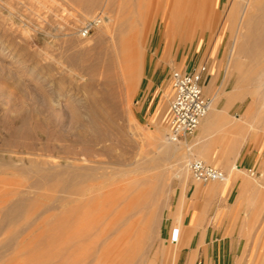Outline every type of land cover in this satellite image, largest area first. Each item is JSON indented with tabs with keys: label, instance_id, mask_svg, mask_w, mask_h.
<instances>
[{
	"label": "rangeland",
	"instance_id": "374dc122",
	"mask_svg": "<svg viewBox=\"0 0 264 264\" xmlns=\"http://www.w3.org/2000/svg\"><path fill=\"white\" fill-rule=\"evenodd\" d=\"M232 3L246 0H98L88 7L84 0H0V264H175L179 230L169 217L176 187L194 180L188 163L204 159L180 140L162 154L165 161H154L158 141L167 138L171 71L206 63L220 80L216 98L243 74L239 96L255 139L264 136V76L256 78L264 48L236 55L232 34L241 11L230 10ZM105 15L121 22L117 37H136L134 81L110 54L119 41L106 36L98 44L96 25L80 34ZM177 154L186 156L180 162ZM75 172L90 179L68 194L54 177ZM119 185L143 196L125 218L135 220L132 230L125 220L113 223L114 212L97 217L100 194ZM151 214L155 228L146 223ZM237 261L264 264V256Z\"/></svg>",
	"mask_w": 264,
	"mask_h": 264
},
{
	"label": "crops",
	"instance_id": "0c3cea01",
	"mask_svg": "<svg viewBox=\"0 0 264 264\" xmlns=\"http://www.w3.org/2000/svg\"><path fill=\"white\" fill-rule=\"evenodd\" d=\"M219 85L211 73L203 75L202 91L214 104L187 142L226 180L190 178L176 187L169 217L179 230L175 264H240L243 255L264 256V136L255 139L244 96L225 87L216 98Z\"/></svg>",
	"mask_w": 264,
	"mask_h": 264
},
{
	"label": "bare ground",
	"instance_id": "6f19581e",
	"mask_svg": "<svg viewBox=\"0 0 264 264\" xmlns=\"http://www.w3.org/2000/svg\"><path fill=\"white\" fill-rule=\"evenodd\" d=\"M98 0H84V4L88 7V6H94L97 3ZM235 3V2H234ZM81 4V3H79ZM230 10H234L239 9L241 11L240 13V18H238V23H237V27L233 30V41L232 44L234 43V45L236 46V55L240 56L239 54H243L246 57H253L255 56L257 53H260V51L264 48V0H246V4L238 6L237 4H230ZM233 13V12H232ZM237 13V12H235ZM190 16V15H189ZM99 18V21H97V19ZM195 19V18H194ZM92 20L96 21V26L99 28L100 30V35H99V39H98V44H103L106 41V36H109L111 38V41L117 40L119 41V45H112L113 46V51L111 54V56H113V58H117L119 59V64L122 67L123 70V74L128 76L129 79H131V81H134V79L136 78V73H137V66H134L135 64V58L137 57V52L132 51V48L134 47L135 44H132L135 40L136 37H133L132 34H130L131 36H120L117 37V34H113L115 29L117 28V26L121 27V22H117L115 21V19L113 17H110L108 15L105 16H101V17H95L92 18ZM232 21V20H231ZM199 23V22H198ZM231 24V22H228ZM190 25V24H189ZM235 26V25H234ZM169 23L166 26V29L168 31L169 28ZM172 28V27H171ZM122 29L119 28V32ZM117 31V30H116ZM127 31V30H126ZM118 33V32H117ZM124 33V32H123ZM127 33V32H126ZM138 33V32H137ZM125 34V33H124ZM137 36V35H136ZM108 38V37H107ZM186 38V37H185ZM140 40V39H139ZM110 42V40H109ZM106 44V43H105ZM212 46V45H211ZM217 46V45H216ZM137 47V46H136ZM216 49V48H215ZM111 50V49H110ZM230 53V52H229ZM108 56V55H107ZM106 56V57H107ZM98 57V56H97ZM232 57V56H231ZM230 58V57H229ZM235 58V55H234ZM237 58V57H236ZM98 59V58H97ZM96 59V60H97ZM112 62V61H111ZM236 62V61H233ZM108 63V62H107ZM126 64V65H125ZM104 68V67H103ZM107 70V69H106ZM241 74V73H240ZM264 76V72L263 73H259L258 76H256V78H261ZM264 78V77H263ZM242 80L244 81V76L242 74V79L237 83V85L232 89L235 90V93L240 94V90H242V88L244 87V82L242 83ZM260 80V79H259ZM262 85H264V83H262ZM67 100V99H66ZM51 102V101H50ZM213 102V101H212ZM214 103H212L210 109L208 110V112L206 113L205 116H207L209 114V112L212 110V106ZM89 107V106H88ZM50 108V107H49ZM94 112V111H91ZM84 115V114H83ZM204 116V117H205ZM201 122V121H200ZM96 125V124H95ZM86 126V125H85ZM201 126V124H200ZM83 127V126H82ZM20 129V128H19ZM84 133V132H83ZM157 141V140H156ZM179 142V141H177ZM177 142L176 141H171L168 136L167 138H164L163 140L160 139L158 141V150L160 151V156H156L154 158V161H165V155L166 153H168L171 150L174 149H178L179 147H177ZM171 143L174 144L175 148L172 147ZM205 145V143H204ZM193 151L190 152V154ZM163 154V155H162ZM158 155V154H156ZM176 155V154H175ZM178 155V154H177ZM168 156V155H167ZM186 156V154L184 155H178V159L177 160H182L183 158ZM170 158V156H169ZM167 159V158H166ZM188 159V158H187ZM180 160V162H181ZM158 161V162H159ZM162 163V162H161ZM168 163V162H167ZM166 163V165H167ZM158 164V163H157ZM169 164V163H168ZM112 165V164H111ZM150 165V164H149ZM156 165V164H155ZM75 166V165H74ZM142 165L141 163H139L138 165H136L137 168H141ZM180 166V165H179ZM182 166V164H181ZM180 166V167H181ZM91 167V166H90ZM92 167H96L95 165ZM91 167V169H92ZM112 167V166H111ZM148 167V166H146ZM69 168V167H68ZM71 168H75V167H71ZM100 168V167H99ZM114 168V167H113ZM120 169V171H125L120 167H117ZM143 168V167H142ZM185 168V166H184ZM183 168V169H184ZM78 168L77 171H79ZM84 169V168H83ZM81 169V170H83ZM98 169V167H97ZM116 169V168H115ZM85 170V169H84ZM113 170V169H112ZM118 170V169H117ZM182 170V169H181ZM40 171V170H39ZM42 171V170H41ZM44 171V170H43ZM40 172L41 174L43 173ZM57 170H55V173ZM60 171V170H59ZM71 171V169H70ZM75 171V170H73ZM104 171V169H103ZM184 171V170H183ZM38 172V171H37ZM52 172V170L50 171ZM48 172V173H50ZM64 172V169H63ZM72 172V171H71ZM80 172V171H79ZM89 172V171H88ZM96 172V171H95ZM118 172V171H116ZM47 173V174H48ZM74 173V172H73ZM76 173V172H75ZM91 173V172H90ZM106 173V172H105ZM46 174V171H44V173L42 175ZM61 174V173H60ZM97 174V172H96ZM102 174V173H100ZM111 174V173H110ZM59 175V174H58ZM106 175V174H103ZM113 176V175H112ZM40 177V176H39ZM37 178V176H36ZM57 181H59L58 183H60V185L62 186V189L64 192L66 193H71V191L75 188H77V186H79V184H84L85 181H89L90 176L86 173V172H81V173H76V175H72V176H68L64 179H57L56 176L54 177ZM53 178V179H54ZM96 178V177H95ZM157 178V177H156ZM40 179V178H39ZM43 179V178H42ZM46 180V178H44ZM38 180V179H36ZM133 180V179H132ZM155 180V179H154ZM43 181V180H42ZM113 181V180H112ZM39 182V181H38ZM135 182V181H134ZM100 183V182H97ZM124 183V182H123ZM122 183V184H123ZM161 184V183H160ZM98 185V184H97ZM96 186V185H95ZM101 186V185H100ZM159 186V185H158ZM97 187V186H96ZM99 187V186H98ZM104 187V186H103ZM80 189V188H79ZM96 189V188H95ZM103 190V188L101 189ZM128 190L129 188L126 185H119V186H111V187H107V190H104L100 195V201H98L97 203V209H98V214L97 217L101 218L104 217L110 213L114 212V216H113V220L112 222H117V221H123L125 220V218L129 217L130 212L133 210V208H141L142 206V202H143V196H137L135 197H131L128 195ZM82 191V190H81ZM82 193V192H81ZM73 195V194H72ZM70 195V196H72ZM81 195V194H80ZM152 195V194H151ZM169 195V194H168ZM69 196V195H68ZM147 197V195H146ZM145 197V198H146ZM71 199V198H70ZM73 199V198H72ZM78 199V198H77ZM67 200V199H66ZM21 201V200H20ZM71 202H73V200H71ZM17 204V203H16ZM67 204V203H66ZM69 204V203H68ZM145 204V203H144ZM76 208V207H75ZM73 209V208H72ZM13 207H8L5 209V218H10L11 216H13ZM68 210V209H67ZM138 209H136L137 211ZM154 211V210H153ZM81 212V211H80ZM135 213V212H134ZM129 214V216H127ZM157 215V213H156ZM155 215V216H156ZM127 216V217H126ZM133 216V215H132ZM154 216V214H151L150 217L148 218V222L146 219V223H148L149 226H154V224L157 222L155 221L156 217ZM12 218V217H11ZM131 218V217H129ZM140 218V217H139ZM80 221V220H79ZM81 222V221H80ZM111 222V223H112ZM74 223V222H73ZM124 223L127 224V228L129 230H132L135 227V220H128L126 219L124 221ZM82 224V223H81ZM138 224V223H137ZM155 228V226H154ZM153 228V229H154ZM152 229V228H151Z\"/></svg>",
	"mask_w": 264,
	"mask_h": 264
},
{
	"label": "built area",
	"instance_id": "2783aa9c",
	"mask_svg": "<svg viewBox=\"0 0 264 264\" xmlns=\"http://www.w3.org/2000/svg\"><path fill=\"white\" fill-rule=\"evenodd\" d=\"M94 25H96V21L88 20L80 29L81 36H86ZM206 72V63L200 64L190 71H171L170 99L166 117L167 136L171 141H186L191 137L210 109L213 99L205 96L202 91V79ZM187 168L191 177L203 184L210 181L226 180V174L222 169L201 159L190 161Z\"/></svg>",
	"mask_w": 264,
	"mask_h": 264
}]
</instances>
